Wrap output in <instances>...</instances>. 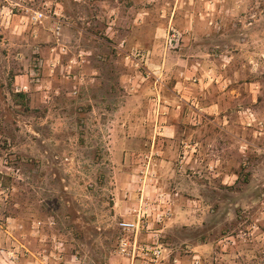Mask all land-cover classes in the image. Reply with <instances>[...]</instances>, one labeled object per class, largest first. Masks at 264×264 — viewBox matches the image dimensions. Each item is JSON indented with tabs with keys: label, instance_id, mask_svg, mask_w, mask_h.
Segmentation results:
<instances>
[{
	"label": "rangeland",
	"instance_id": "1",
	"mask_svg": "<svg viewBox=\"0 0 264 264\" xmlns=\"http://www.w3.org/2000/svg\"><path fill=\"white\" fill-rule=\"evenodd\" d=\"M0 264H264V0H0Z\"/></svg>",
	"mask_w": 264,
	"mask_h": 264
},
{
	"label": "built area",
	"instance_id": "2",
	"mask_svg": "<svg viewBox=\"0 0 264 264\" xmlns=\"http://www.w3.org/2000/svg\"><path fill=\"white\" fill-rule=\"evenodd\" d=\"M40 17H41V14H36V15L34 16V19H35V20H38ZM118 227H119L120 230L123 231V232L133 231V230L136 228L135 224L130 223V222H120V223L118 224ZM125 245H126L125 240L122 239V240H121V243H120V246L122 247V246H125ZM121 250H122V251H125V248H122Z\"/></svg>",
	"mask_w": 264,
	"mask_h": 264
},
{
	"label": "crops",
	"instance_id": "3",
	"mask_svg": "<svg viewBox=\"0 0 264 264\" xmlns=\"http://www.w3.org/2000/svg\"><path fill=\"white\" fill-rule=\"evenodd\" d=\"M153 47L152 48H154L156 45L157 46H159L160 45V43H159V40H156L155 39V42H153ZM192 52H198L196 49H195V47H192ZM194 60H192V62H193ZM195 63H196V65L198 66V63H199V61L197 60V59H195ZM158 64H160L159 62H158ZM160 66V65H159ZM161 68H162V65H161ZM192 68H196V66L194 65V63H192ZM184 74H186L185 72H184ZM163 131H165V133H164V135H167V136H169V135H172L169 131H170V129H168V128H166V129H163Z\"/></svg>",
	"mask_w": 264,
	"mask_h": 264
},
{
	"label": "trees",
	"instance_id": "4",
	"mask_svg": "<svg viewBox=\"0 0 264 264\" xmlns=\"http://www.w3.org/2000/svg\"><path fill=\"white\" fill-rule=\"evenodd\" d=\"M18 96V95H17ZM18 97H22L21 95H19Z\"/></svg>",
	"mask_w": 264,
	"mask_h": 264
}]
</instances>
